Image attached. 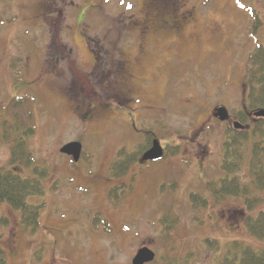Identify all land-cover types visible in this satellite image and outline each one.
Masks as SVG:
<instances>
[{"label":"rangeland","instance_id":"374dc122","mask_svg":"<svg viewBox=\"0 0 264 264\" xmlns=\"http://www.w3.org/2000/svg\"><path fill=\"white\" fill-rule=\"evenodd\" d=\"M91 1L74 0L82 7ZM100 1L107 14L90 12L79 24L73 4H63V22L41 17L45 7L56 17L61 0H0V99L35 96L34 132L26 143L33 165L47 169L44 196L37 197L45 202L39 229L24 226L18 212L0 204L9 264H132L144 245L155 252L147 264H221L235 243L264 249L245 224L249 213L264 208V190L248 166L252 137L228 175L248 188L246 196L219 199L211 190L225 177L223 146L232 128L229 119L215 117V108L240 116L244 132L258 121L247 100V57L255 43L247 7L253 3L263 15L264 0H170L187 22L179 32L147 40L137 28L106 26L145 0ZM98 38L102 57L108 51L131 62L129 86L138 98L125 107L107 101L112 91L96 85L90 72V46ZM154 138L166 146L163 158L113 176L110 166L121 148L142 152ZM74 140L82 143L77 162L60 151ZM9 157L3 142L0 163L8 166ZM19 170L32 174V168ZM117 186H125L124 194L109 195ZM253 197L248 209L246 199Z\"/></svg>","mask_w":264,"mask_h":264},{"label":"trees","instance_id":"16d2710c","mask_svg":"<svg viewBox=\"0 0 264 264\" xmlns=\"http://www.w3.org/2000/svg\"><path fill=\"white\" fill-rule=\"evenodd\" d=\"M239 2L243 0H237ZM250 13V36L254 39V48L247 57L245 72L247 85V100L250 109L264 107V12L263 15L253 6L248 5ZM261 31L262 34H261ZM261 35V37H260ZM36 98L34 95H13L8 99H0V145L5 142L10 146L9 165L0 163V204L6 203L19 214V222L32 231L40 228L41 214L45 202L37 197L45 193L44 178L47 169L33 165L34 157L27 147L26 137L34 132ZM261 123V124H259ZM250 135V137H248ZM252 137L250 159L248 162L250 173L255 185L264 190V119H258L251 132L233 130L229 128L228 137L223 146L221 169L224 178L214 181L211 190L216 198L226 195H240L245 197L248 188L241 185L237 176H230L240 166L246 143ZM176 149L172 153H176ZM141 152H127L125 148L118 151L117 159L112 162L110 170L113 176L128 172L131 164ZM32 168L30 176H24L21 167ZM117 186V191L110 189L109 195L120 197L126 188ZM195 194V193H193ZM196 195L192 196L195 200ZM255 198L246 199L248 209L255 206ZM251 204V202H253ZM202 203H204L202 199ZM104 223L106 224V220ZM0 221L6 223V218L0 216ZM245 224L249 232L264 240V208L256 215L249 213L245 217ZM0 264H9L7 252L0 240ZM167 264H173L168 262ZM221 264H264V249H255L249 244H233L224 253Z\"/></svg>","mask_w":264,"mask_h":264},{"label":"flooded vegetation","instance_id":"af4514ba","mask_svg":"<svg viewBox=\"0 0 264 264\" xmlns=\"http://www.w3.org/2000/svg\"><path fill=\"white\" fill-rule=\"evenodd\" d=\"M54 4L58 2V0H52ZM62 5L57 7V16L54 17L53 13H47L48 7H45V9L41 12V17H47L49 22L59 23L65 21V14H64V8L63 4H73L76 7L75 11V17L76 23L82 24L86 22V17L89 16V13L96 15H106L107 13H104L103 7L100 0H94L91 1L87 7H82V4L80 2H74V0H61ZM163 2V3H159ZM133 5V4H131ZM137 5H135L136 7ZM97 7H99L97 9ZM101 8V9H100ZM100 9V10H99ZM132 10V9H131ZM107 11H110L108 8ZM109 14V12H108ZM110 17V16H109ZM107 18V17H106ZM187 22V15L185 13H177L176 9L174 8L173 4L170 2V0H145V3L138 4L137 11L131 12V13H121L119 15H115L114 17H111L110 20H106L107 25L111 28V26H120L125 27L129 26L132 28L139 29V35L140 38L147 40L149 34L160 36L163 33L166 32H179L184 27L185 23ZM88 37L90 36L86 35V39L88 40ZM93 40V39H92ZM99 40L96 39L95 47L90 46V42H87L90 46L91 53H92V59H91V65L92 68L90 72L95 73V76L97 78H94V82L96 85L100 84L102 88H109L112 93L108 94V97H106L107 101H110L111 103L120 102V106L123 105L124 107L128 102H133L134 99L138 98V95L133 93L132 86H129L131 84V80H135L133 78L132 73L130 72V60L128 58H121V56L115 55L114 53H110L106 51L105 56L102 57L103 53L99 51L102 47L97 43ZM110 42V41H109ZM152 44H149V47ZM143 47V45L141 46ZM97 49H99L97 51ZM120 55H124L123 52L120 53ZM91 73V74H92ZM90 74V75H91ZM87 80H89L88 76L86 75ZM97 80V81H96ZM114 89V90H113ZM84 91V88H82ZM95 95L98 94L96 91H94ZM92 103V102H91ZM90 103V105H92ZM129 104V103H128ZM134 108H136L134 106ZM252 110V109H251ZM131 113V112H129ZM253 117L255 119H264V117H257L252 113ZM216 117V116H215ZM131 119L136 120V114L135 117ZM229 121H235L238 120L243 123V119L238 117H229ZM244 124V123H243ZM233 130H239V131H245V128H235L233 124H231ZM249 131V130H246ZM164 148V154L166 152V146L162 144ZM148 146L147 148H149ZM146 148V149H147ZM144 149L135 159V161L131 164L132 165H144L146 163H149L151 161L155 160H142L141 156L143 152L146 150ZM163 156L161 158H163ZM160 158V159H161ZM130 166V167H131Z\"/></svg>","mask_w":264,"mask_h":264},{"label":"water","instance_id":"95a60500","mask_svg":"<svg viewBox=\"0 0 264 264\" xmlns=\"http://www.w3.org/2000/svg\"><path fill=\"white\" fill-rule=\"evenodd\" d=\"M253 114L257 117H264V108H259L253 112ZM214 115L218 117L220 120H227L229 118V112L225 106L216 107L214 110ZM235 128H245V125L235 120L232 122ZM60 151L71 155L74 161H78L82 152V143L80 141L74 140L67 142L64 144ZM164 149L159 141V139L155 138L152 141L151 146L145 150L142 154V160H155L161 158L163 156ZM155 258V252L147 245H144L136 251L132 264H146L152 261Z\"/></svg>","mask_w":264,"mask_h":264},{"label":"snow or ice","instance_id":"6c2138e0","mask_svg":"<svg viewBox=\"0 0 264 264\" xmlns=\"http://www.w3.org/2000/svg\"><path fill=\"white\" fill-rule=\"evenodd\" d=\"M121 2H123V0H121ZM127 6H128L129 8H131V7H132V5H131V4H128Z\"/></svg>","mask_w":264,"mask_h":264},{"label":"bare ground","instance_id":"6f19581e","mask_svg":"<svg viewBox=\"0 0 264 264\" xmlns=\"http://www.w3.org/2000/svg\"><path fill=\"white\" fill-rule=\"evenodd\" d=\"M155 139V138H154ZM153 141V140H152ZM151 144H152V142H151Z\"/></svg>","mask_w":264,"mask_h":264}]
</instances>
